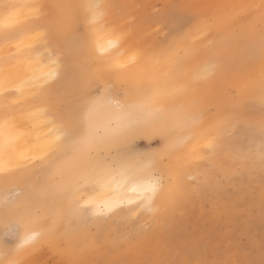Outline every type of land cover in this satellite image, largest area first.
Listing matches in <instances>:
<instances>
[{"label": "rangeland", "instance_id": "obj_1", "mask_svg": "<svg viewBox=\"0 0 264 264\" xmlns=\"http://www.w3.org/2000/svg\"><path fill=\"white\" fill-rule=\"evenodd\" d=\"M261 14L264 15V0H111L108 21L125 29L128 39L143 50L144 57L134 60L130 68L144 81L171 84L166 90L190 83L175 105L177 110L189 112L188 121L180 129L192 144L183 165V186L179 194L155 201L150 210L124 209L101 215L72 210L60 215L55 212L59 199L63 197L65 204L73 200L74 169L78 163L75 157H63L60 168H48L45 175L33 174L24 186L5 188L0 182V262L8 264L16 258L12 252L15 244H5L3 235L2 220L7 212L44 218L47 226L60 219L67 223L66 233L55 247L43 244L33 250L32 264H264V158L258 154L257 146H249L247 138L243 139L242 150L250 156L245 157V162L233 156L232 150L240 146L247 130V121L238 114L226 115L222 109L223 94L236 98L238 91L233 86L220 88L219 81L227 68L215 56L210 55V64L216 65L214 71L205 75L210 65L203 62L206 57L196 50L178 47L190 44L187 47L220 48L228 43L229 34L239 35L245 24L261 30ZM41 27L51 48L63 55L65 45L53 35L54 23ZM79 29L82 34L83 27ZM173 48V53L165 52ZM64 60L73 64L70 73L60 84L56 83L59 77L53 81L47 93L53 114L62 121V130L67 134L78 119L81 87L86 86L101 99L104 82L101 76L80 73L74 65L75 57L65 56ZM106 76L116 99L123 100L126 86L114 82L112 74ZM153 88L147 86L143 98ZM261 113L264 115L263 106ZM261 122L252 121L254 126ZM151 125L150 132L137 136L131 147L139 155H167L162 176L164 190L174 182V142L170 138L176 128L171 119ZM43 155L34 156L30 165L43 163ZM23 172L22 166L5 170L0 172V179ZM101 189L95 195L103 199ZM93 194L81 192L78 198L87 199ZM25 196L31 203L29 210L21 201ZM71 231L77 233L76 239ZM10 239L19 243L17 237ZM55 253L63 258L58 259Z\"/></svg>", "mask_w": 264, "mask_h": 264}, {"label": "bare ground", "instance_id": "obj_2", "mask_svg": "<svg viewBox=\"0 0 264 264\" xmlns=\"http://www.w3.org/2000/svg\"><path fill=\"white\" fill-rule=\"evenodd\" d=\"M110 3L111 0H0V17L4 14L3 5L13 4L19 6L17 9L19 22L15 24L12 34L18 38V42H21L22 58L27 56L32 58L31 66L23 62L15 64V61L5 66L4 57L15 53L17 49L14 44H5L4 33L0 31V67H7V71L0 74V78H3L7 88L13 89L19 86L33 71L39 76L49 70L47 65L50 62L49 57L53 49L46 41L45 31L41 27V25L44 26L48 22L54 23L55 32H53V35L58 36L65 45L63 47V58L65 56L75 57L77 61L74 65H77L80 73L101 76L104 88L102 98L99 101L100 110L105 119L109 121L117 120L126 106L138 102L137 99L139 101L143 99L147 86L152 85L161 90L170 88L171 84L167 82L144 81L135 70L130 68L134 60L140 61L139 58L144 57L143 50L128 39L125 29L108 21L107 12ZM94 4L104 5V15L98 22H94V10L87 7ZM239 7L243 6L239 5ZM35 8L39 9L38 15L34 12ZM45 13L47 16L44 15ZM258 16L263 23L261 30L255 29L253 25L245 24L242 26L243 30L239 35L229 34L228 43L220 48L209 50L204 46L187 47L190 44L178 46L184 51L196 50V52L202 53L206 57L205 61L203 60L206 65L210 62L213 63L210 55L215 56L227 68L224 78L219 81L220 88L222 86H233L238 94L235 95L236 98H230L223 94L222 109L226 115L228 113L229 115L238 114L247 121V130L242 134V140L239 141L240 146L232 150L233 156L240 162H245V157L250 156L242 150L243 139L245 138L248 139L249 146L258 147V154L264 158V134L261 131V125L264 122V115L261 113V107H264V103H262L264 88L261 86V80L264 77V46L260 42L261 32L264 30V15ZM230 22L231 18L227 23ZM80 26L83 27L82 34H80ZM114 37H119L117 46L110 49L107 54L100 55L99 47H106L107 41ZM29 44L32 45L30 49L27 47ZM174 51V48L165 50L166 53H173ZM72 65L71 60L63 59V67L60 70L59 79L56 81L57 84H60L70 73ZM120 67L124 68L119 72ZM107 74L114 76V82L126 86L127 92L123 100L116 99L115 92L110 89ZM51 86L52 84L48 87ZM48 87L42 90L25 87L22 96L19 94L8 96L7 100L0 94V165H3L5 170L21 167L24 158L41 155L43 153L42 149L55 139L58 130H62V121L55 118L48 103ZM254 119L256 121L262 120V122L258 126H254L252 123ZM151 126V124L147 125L141 134L150 132ZM175 128V133L170 138V141L174 142L172 146L173 156L171 155L174 159L171 172L174 182L172 185L167 186L168 188L161 190L153 203L164 200L168 194H179L180 188L183 186L181 183L185 169L183 165L191 154L192 144H190L191 142L188 143L187 137L181 135L180 129L183 126ZM233 128L239 130L241 126H234ZM147 135L150 136V133ZM57 155L58 153H51L48 157L56 159ZM48 157L41 164L24 167L25 172L21 175L0 179L1 185L5 188L14 185L24 186L26 180L33 174L44 173L45 175L48 168L50 171L56 169V167L59 169L63 159L58 160L55 167H49L50 159ZM101 191L104 198L110 194L108 190L101 189ZM21 201L26 202V206L29 207L28 210L31 209V203L26 196ZM72 202L73 200H67L65 204V199L60 198L55 212L63 215L72 210L76 211L71 206ZM87 213H92V211ZM118 213H123V211ZM64 226H67V223L65 225L62 219L56 221L53 225L49 224L35 248L43 244L51 247L55 244L56 246V241L66 233ZM70 233L76 239L77 233L75 231ZM18 235L22 237L23 232ZM33 250L16 255V258H22L25 264H32ZM55 255L60 256L57 253ZM60 257L63 258V256ZM60 257L58 259H61ZM59 262L62 261L59 260Z\"/></svg>", "mask_w": 264, "mask_h": 264}, {"label": "snow or ice", "instance_id": "obj_3", "mask_svg": "<svg viewBox=\"0 0 264 264\" xmlns=\"http://www.w3.org/2000/svg\"><path fill=\"white\" fill-rule=\"evenodd\" d=\"M19 6L13 4L3 5L4 14L0 17V31H3V39L6 45L16 47L17 51L4 57V65L10 62H21L31 66V56L23 57L21 42L13 36L15 24L19 22ZM94 10V22L103 17L104 5H88ZM39 14V9H34ZM102 30V29H101ZM119 37L107 41V46H100V55H105L118 44ZM261 45L264 46V30L260 36ZM30 49L31 44L27 45ZM63 55L55 50L49 57L48 71L39 76L33 71L13 89H8L3 78H0V94L7 100L8 96L23 95L25 87L33 89H45L59 75L63 67ZM14 66V65H13ZM216 65L210 64L205 68L204 74H211ZM7 71V67H0V74ZM39 81V82H37ZM264 88V77L261 80ZM190 87V83H183L173 90H161L153 88L145 94L140 101L126 106L121 116L114 121L105 119L100 110V101L93 96L87 87L79 90L78 119L73 121L71 130L65 134L58 130L55 139L50 141L43 149L44 155L40 157L43 162L49 153H58L56 159H50L49 167H55L58 160L65 156L75 157L78 161L74 169L75 190L72 192V207L79 214L94 212L95 214H110L117 210L127 209L132 212L138 210H150L157 194L162 190V176L165 166L168 164L167 155L160 153L151 156L136 154L131 147L132 141L139 136L143 129L152 123H164L171 119L175 127H182L189 119L188 109L177 110V97L182 95ZM264 103V96H262ZM86 128V132L81 129ZM264 134V122L261 125ZM111 153V155H107ZM33 158H24L20 166L27 167ZM0 165V171H4ZM108 190L109 195L100 199L95 195L100 189ZM81 192H91L93 195L87 199L78 198ZM22 207V205H17ZM47 227V221L41 217L25 216L20 213H5L2 220L5 244H15L12 252L16 255L29 252L35 248L43 237ZM23 232V236L18 234ZM17 237L19 243L10 239ZM3 264V262H0ZM8 264H25L22 258L8 261Z\"/></svg>", "mask_w": 264, "mask_h": 264}]
</instances>
